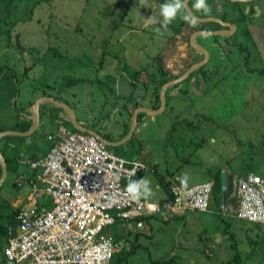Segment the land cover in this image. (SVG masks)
Returning a JSON list of instances; mask_svg holds the SVG:
<instances>
[{
	"label": "rangeland",
	"instance_id": "rangeland-1",
	"mask_svg": "<svg viewBox=\"0 0 264 264\" xmlns=\"http://www.w3.org/2000/svg\"><path fill=\"white\" fill-rule=\"evenodd\" d=\"M167 2L172 0H0V69H9L16 74L18 84L22 85L21 96H24V86L32 84L37 87L42 83L40 79L51 78L53 70H58L53 73V78L56 75L54 79L58 77L60 81L64 64H70L68 67H80L87 63L94 65L91 55L96 49L109 53L124 47L123 50L130 52L132 47L137 48L143 43L148 46L150 41V66L157 64L154 62L156 59L161 72L168 66L176 70L174 75L179 76L185 66L181 69L176 67L180 62L188 65V42L198 25L194 21L188 22L184 28L181 21L177 23V17L163 25L160 9ZM231 3L228 7L235 8ZM225 8H219L218 15L222 16ZM254 15L251 10L247 18L253 23L249 24L264 28V16L257 17L255 9ZM149 18L153 22L149 23ZM103 32L110 37L102 38ZM243 32H237L235 44L230 37H226L224 42L221 38L217 39L224 46L213 51L217 59L213 71L201 68L193 71L196 74L201 72L199 74L205 81L204 84L200 81L199 90L212 79L204 93L192 90L195 98H172L175 111L167 110L158 123L150 124V129L146 130L151 153L157 158L162 156L158 164L160 169L165 162L170 168V163L179 157L182 166L175 171V175L181 185L192 186L213 179L219 169L223 173L230 172L228 174L234 179L251 172L264 180V59L259 60L261 54L257 50V38L252 39L250 32ZM118 35L122 37L120 44H116L115 40ZM16 37L26 52H21L16 46ZM41 52L48 59L45 74L32 71L27 78H23V65L35 63L41 66L40 59L36 57ZM60 56L66 61L60 60ZM85 74L92 79V72ZM153 74H156L155 70L150 72L151 76ZM5 76L9 80L8 75ZM8 80L0 81V113L1 104L7 106L2 99L5 94L2 86L13 85L17 89L15 80ZM172 124H176V129L170 134ZM21 166L17 172L31 174V170ZM15 174L8 170L7 178L0 185V224L11 212L10 203L14 196L28 192L27 188L14 185L12 179ZM218 198L212 193L207 213L200 210L192 212L193 219L188 224L180 217L164 222L158 221V216L152 217L150 225L153 234L146 243L140 240L137 243L133 236L135 251L129 253L130 245L127 247L125 244L120 254L118 252L123 245L119 246L111 260L118 264L117 256L122 255L123 261L119 264H264V226L257 228L255 223L231 219L228 212L222 218L231 224L233 231L225 237L226 225L214 214L220 208L217 207ZM165 216L167 219L171 217L169 213ZM251 226H255L257 235L245 231ZM201 234L211 242L220 236L222 242L213 243L205 251L204 238L199 237ZM186 236L190 238L188 244L183 243ZM178 243L191 250L186 253L178 249L174 258L165 256ZM208 251L211 256L205 257L209 256ZM191 257L194 261H189Z\"/></svg>",
	"mask_w": 264,
	"mask_h": 264
},
{
	"label": "crops",
	"instance_id": "crops-1",
	"mask_svg": "<svg viewBox=\"0 0 264 264\" xmlns=\"http://www.w3.org/2000/svg\"><path fill=\"white\" fill-rule=\"evenodd\" d=\"M194 3L195 0H188L187 2L192 13L197 14L198 17L218 18L230 24H234L235 26L232 31L230 28L229 30H225L227 28L221 26L219 23H200L192 20L183 9V6L181 10L177 11L175 16L177 17L176 21L177 23L181 21L180 23L183 24L181 26H184V28L188 22L194 21L197 23L195 25H198L196 28L198 30L217 31L223 29L224 31L222 34H197L194 37L195 42L197 43L198 41L199 45L205 48L208 52L206 62L195 68V70L201 68L207 69V71L208 69L209 71H213L217 60L213 51L214 49L215 51L220 50V47L224 46L220 45V41L217 39L221 38L224 42V40L227 39L226 37H230L234 40L235 44L237 32L242 31H244L243 33L246 31L250 32L252 39H254V37L257 38V50L259 51V54H261L259 60L264 59V51L261 50H264V28L255 27V25L249 24L253 22H250L247 18L251 10L254 15L255 8H258L257 17L264 16V0H230V2L229 0H206L209 8V11L207 12H204L201 9H196ZM228 3H231V5L233 4L235 8L228 7ZM219 8H225L222 16L218 15ZM254 17L256 16L254 15ZM101 37L108 39L110 36L104 33ZM121 38L122 37L119 35L115 37L116 44H120L119 40ZM190 43L189 39L188 46L190 48V56H188L186 63L188 65H182L180 62L176 67L181 69L182 66H185L183 74L191 65L201 62L205 58V54L199 48L192 47ZM148 46L150 47V41ZM148 46L143 43L137 48L132 47L131 50H129L130 52H128V50H123L124 47L117 48L120 51L109 53H105V51L100 52L96 49V52L91 55L93 61L95 60L94 65L87 63L80 67H68L70 64L67 66L64 64L65 66L62 67L64 70L61 71L63 73L60 81L58 77H56V80L54 79L56 75L53 78V73H57L58 71L53 70L51 78L49 80L45 78L40 79L39 81H42V83H39V85L37 84V87L32 84L24 86V96H21L22 85L18 84L16 74L11 73L9 69H0V81L4 79L8 80V78H6L7 76H5L6 74L10 81L14 79L17 83V89H15L13 85L7 87H5V85L2 86V90L5 92L3 96L4 98L2 99L7 103V106L5 107L1 104L3 108L0 113V132H26L30 130L34 125L35 103L38 105L39 119L37 127L30 134H5L0 137V153L4 157L7 167V173L4 180L7 178L8 170L14 171L16 173L15 177L12 179L15 182L14 185L19 188H27L28 190L27 193H17L14 196L10 203L11 212L7 214L6 219L0 224V226L5 228L6 231V236L0 234V239H2L1 241L3 242L0 257L1 264H4L2 252L7 241V229L9 226H12L13 217L11 219V215L15 214V212L22 207L36 206L39 210H43L50 207L52 204L51 198L47 193L41 191L43 188L40 182L35 178L37 172L36 169L32 168L27 162H23L22 160H36L45 156L51 145L48 136L54 135L55 138L57 137V127L59 122H63L64 125L72 130L82 132L71 125L69 121V111L74 114L78 125L92 130L99 136L103 137L106 142H108L103 143L112 153L123 157L127 161H139L145 165L146 168L135 174L132 181H139L141 178H147L149 180L148 187L152 189V194L147 197L141 196L140 198L160 205V211L157 212L159 214L156 213L157 215H141L127 220L116 218L111 226L108 227L106 233L117 241L120 246L123 245V248L119 251L120 254L126 245L127 247L130 245V252L135 251L134 244H132L133 236L137 243L139 240L143 242L145 241L144 243H146L147 238H150L149 236H152L153 234L150 219L154 216H158L157 220H163V222L170 221L176 217L184 219V222L187 224L192 222V212L196 213L198 210L171 208L170 203H167L169 197L166 191V185H168V182L169 186L172 182L180 187L188 186L181 185L175 175V171L180 169L182 162H180L179 157H176L175 160L170 163V165H172L170 168L165 162V166L160 169L158 164L162 156L157 158V156L151 153L150 141L147 140L145 135L146 130H149L153 124L158 123V119L162 117L167 110L168 112L175 111L173 110L174 98L179 96H183V98H195L192 94V90H195L197 93H204V90L212 82V79L206 82L203 89L199 90L198 86L202 84H200V81L202 80L203 84L205 81H203L202 76L199 74L201 72L196 74L192 71L184 79L169 83L165 86L164 84L166 82H170L183 74L179 76L174 75V71L176 70H172L173 68L168 66L161 72V66H159L160 64H158L156 59H154V62L157 64L155 65V63H153V65L150 66V48ZM21 52H26V48L21 50ZM52 52L57 53L54 49H52ZM56 55L59 54L57 53ZM36 57L40 59L39 64L41 66L35 65V63L23 65L24 68L21 75L23 78H27L28 73L32 71H38L45 74L44 70L46 69L45 65L47 64L48 59L42 56V52L41 54L36 55ZM105 57H109V59H106ZM175 57L177 58V56ZM60 60L66 61L63 56H60ZM150 70H155L156 74L151 76ZM217 70L219 73L220 66ZM86 72L93 73L92 79L85 74ZM196 81H198L199 84H197ZM162 89L164 91V106L161 108L160 92ZM47 98H51L56 102H50ZM63 105L67 107L68 111L65 110ZM152 110L158 112L151 113ZM171 126L172 127L169 129L170 134L175 131L176 124H172ZM129 134L130 136L128 137ZM164 160H166V158H164ZM21 165L26 166L27 169L31 170V174L23 173V171L17 172ZM225 173L224 178L227 186V175L230 172ZM241 176L242 175L235 177L239 178ZM208 181H211L213 185L215 183L214 178L208 179L204 182ZM36 189H40V195L38 197L33 196V192ZM218 191L220 193V202L217 207L220 206V208L216 209L214 214H216L217 220L220 218L225 223L226 229L224 235L226 237L228 232L232 233L233 228H231V224L227 220H224L222 216L230 212L229 217L231 219L237 218L234 216V211L228 201V197L225 201L222 198V185ZM208 210L209 207L204 211V214H206ZM168 213L171 215L169 219L165 218V215ZM201 223L199 222V224ZM254 229H256L255 226L246 227L245 231L257 235V232H255ZM203 235L204 234H201L199 236L200 239L204 238L205 235ZM215 236L216 234L213 235V237ZM217 237L218 240H215V242H211L212 240L209 238L203 239V241H205V251L209 250V246L213 245V243L218 244L222 242V238L220 236ZM189 242L190 238L186 236L183 243L188 244ZM178 249H180V251H185L186 253L191 250L190 248H184L178 243L172 246V248L165 253V256L168 258H174ZM207 253L209 256L205 255V257H210V252L208 251ZM119 259H122V255L117 256V260L119 262L123 261ZM189 261H194V258L191 257Z\"/></svg>",
	"mask_w": 264,
	"mask_h": 264
},
{
	"label": "built area",
	"instance_id": "built-area-1",
	"mask_svg": "<svg viewBox=\"0 0 264 264\" xmlns=\"http://www.w3.org/2000/svg\"><path fill=\"white\" fill-rule=\"evenodd\" d=\"M45 156L22 160L51 198L50 207H22L7 229L4 264H110L120 244L107 232L116 218L154 215L160 205L133 200L127 185L146 167L112 153L95 136L59 122ZM22 163V162H21ZM35 186V184H34ZM171 208L206 211L211 181L182 188L172 182ZM40 189L33 192L38 197ZM237 219L264 226V180L255 173L237 178Z\"/></svg>",
	"mask_w": 264,
	"mask_h": 264
},
{
	"label": "water",
	"instance_id": "water-1",
	"mask_svg": "<svg viewBox=\"0 0 264 264\" xmlns=\"http://www.w3.org/2000/svg\"><path fill=\"white\" fill-rule=\"evenodd\" d=\"M240 1V0H239ZM188 0H184V3H183V6L188 14V16L196 21V22H200V23H204V22H215V23H219L221 26H224L226 27L228 30L230 28V30H234L235 26L234 24H230L226 21H223V20H220L218 18H210V17H198V16H195L192 11L190 10L188 4H187ZM256 11L258 12V8H255ZM224 33L223 30H217V31H207V30H198V31H195L193 32V34L191 35L190 37V42L191 44L196 47V48H199L204 54H205V58L201 61V62H198V63H195L193 65H191L187 71L182 75V76H179L173 80H171L170 82H166L164 85H168L169 83H174V82H177L179 80H182L184 79L186 76H188L192 71L195 70V68H197L198 66H201L203 65L205 62H206V59L208 58V52L205 48H203L202 46H200L199 44H197L194 40V37L197 35V34H207V35H214V34H222ZM16 46L20 49V50H24V48L20 45L19 43V40H18V37H16ZM163 89H164V86H163ZM163 89L161 90L160 92V98H161V108L164 106V91ZM48 100H50V102H56L55 100L51 99V98H47ZM63 107L65 108L66 111H68L67 107L63 105ZM34 125L30 128V130L26 131V132H16V131H4V132H0V137L5 135V134H19V135H27V134H30L32 131L35 130V128L37 127L38 125V122H39V119H38V105L37 103L34 104ZM154 112H158V111H153L151 113H154ZM69 114V121L71 123V125L77 129V130H80L82 132H86V133H89L93 136H95L99 141L101 142H104V143H108L106 142V140L99 136L96 132L92 131V130H89L87 128H83L81 127L80 125H78L77 123V120L74 116V114H72L70 111L68 112ZM132 133V132H131ZM130 136V134L128 135V137ZM0 166H1V177H0V184L1 182L4 180L5 176H6V173H7V167H6V162L4 160V157L2 156V154L0 153ZM221 185H222V198L223 200L225 201L227 196V186H226V180L224 178V173L222 172L221 173Z\"/></svg>",
	"mask_w": 264,
	"mask_h": 264
},
{
	"label": "clouds",
	"instance_id": "clouds-1",
	"mask_svg": "<svg viewBox=\"0 0 264 264\" xmlns=\"http://www.w3.org/2000/svg\"><path fill=\"white\" fill-rule=\"evenodd\" d=\"M183 0H172V2L164 3L160 9V15L163 17L161 23L167 25L176 16L177 11L182 8ZM194 7L201 9L204 12L209 11L206 0H195ZM148 22H153L152 18H149ZM149 180L147 178H141L139 181H130L127 185V194L131 199L137 200L141 196L147 197L152 194V189L148 187Z\"/></svg>",
	"mask_w": 264,
	"mask_h": 264
},
{
	"label": "trees",
	"instance_id": "trees-1",
	"mask_svg": "<svg viewBox=\"0 0 264 264\" xmlns=\"http://www.w3.org/2000/svg\"><path fill=\"white\" fill-rule=\"evenodd\" d=\"M183 25V24H182ZM248 173H251V172H248ZM248 173H245V174H243L241 177H243V176H246ZM220 176H221V170L219 169L218 171H217V173L214 175V180H215V183H214V185H213V189H212V193H213V195L214 194H216V196H219V198L217 199V203H219L220 202V193H219V191L218 190H220V188H221V179H220ZM236 181H237V178L235 177V179L231 176V175H227V197H228V201L230 202V205H231V207H232V209H233V211H234V216H235V213L237 212V209H238V199L236 198V196H235V194H234V191H235V188H236ZM188 187V186H187ZM190 187V186H189ZM182 188H186V187H182ZM166 191H167V193H168V197H169V199H168V201H167V203H172L173 202V199H174V194L171 192V190H170V186H169V182H168V185H166ZM211 193V194H212ZM218 194V195H217ZM12 217H13V219H14V214L13 215H11V219H12ZM236 217V216H235ZM241 220V219H240ZM12 224H13V221H12ZM256 224V226H257V228H260L261 227V224H259V223H255ZM0 234H2V235H5L6 236V231H5V228H2L1 226H0ZM236 244V243H235ZM119 253V252H118ZM129 253H133V252H129ZM236 253H237V251H236ZM237 255L238 254H236L235 256H234V261L236 260V258H237ZM123 259V258H122ZM122 259H119V260H122ZM112 261V260H111ZM110 261V264H114V262L112 261L111 262ZM118 264L120 263L118 260L116 261Z\"/></svg>",
	"mask_w": 264,
	"mask_h": 264
},
{
	"label": "flooded vegetation",
	"instance_id": "flooded-vegetation-1",
	"mask_svg": "<svg viewBox=\"0 0 264 264\" xmlns=\"http://www.w3.org/2000/svg\"><path fill=\"white\" fill-rule=\"evenodd\" d=\"M182 6H183V3H182ZM220 30H223V29H220ZM225 30H228V29H225Z\"/></svg>",
	"mask_w": 264,
	"mask_h": 264
}]
</instances>
